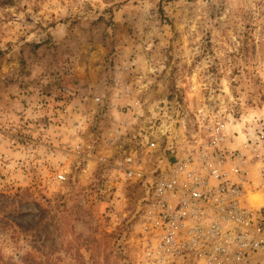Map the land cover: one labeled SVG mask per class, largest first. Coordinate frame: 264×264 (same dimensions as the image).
<instances>
[{
	"label": "clouds",
	"instance_id": "1",
	"mask_svg": "<svg viewBox=\"0 0 264 264\" xmlns=\"http://www.w3.org/2000/svg\"><path fill=\"white\" fill-rule=\"evenodd\" d=\"M0 264H264V0H0Z\"/></svg>",
	"mask_w": 264,
	"mask_h": 264
}]
</instances>
